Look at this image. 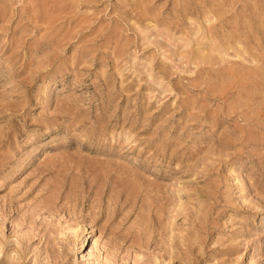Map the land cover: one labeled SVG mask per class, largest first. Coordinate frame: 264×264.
I'll return each mask as SVG.
<instances>
[{
    "label": "rangeland",
    "instance_id": "1",
    "mask_svg": "<svg viewBox=\"0 0 264 264\" xmlns=\"http://www.w3.org/2000/svg\"><path fill=\"white\" fill-rule=\"evenodd\" d=\"M0 264H264V0H0Z\"/></svg>",
    "mask_w": 264,
    "mask_h": 264
}]
</instances>
